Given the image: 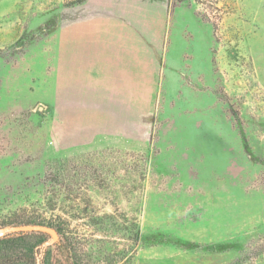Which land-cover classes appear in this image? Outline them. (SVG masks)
I'll return each mask as SVG.
<instances>
[{
    "label": "rangeland",
    "instance_id": "obj_1",
    "mask_svg": "<svg viewBox=\"0 0 264 264\" xmlns=\"http://www.w3.org/2000/svg\"><path fill=\"white\" fill-rule=\"evenodd\" d=\"M28 220L53 264H264V0H0V232Z\"/></svg>",
    "mask_w": 264,
    "mask_h": 264
},
{
    "label": "trees",
    "instance_id": "obj_2",
    "mask_svg": "<svg viewBox=\"0 0 264 264\" xmlns=\"http://www.w3.org/2000/svg\"><path fill=\"white\" fill-rule=\"evenodd\" d=\"M22 224H45L54 227L59 239L53 241L52 236L46 232H10L6 231L0 237V264H53L52 252L54 246L62 244L61 230L54 223L45 221L28 220L16 222ZM13 225V226H14ZM64 250V247H62Z\"/></svg>",
    "mask_w": 264,
    "mask_h": 264
},
{
    "label": "water",
    "instance_id": "obj_3",
    "mask_svg": "<svg viewBox=\"0 0 264 264\" xmlns=\"http://www.w3.org/2000/svg\"><path fill=\"white\" fill-rule=\"evenodd\" d=\"M7 231L10 232H28V231H39V232H46L52 236L53 240L58 239V232L57 230L49 225L45 224H25V225H15L7 228ZM4 233L0 232V237L3 236Z\"/></svg>",
    "mask_w": 264,
    "mask_h": 264
}]
</instances>
